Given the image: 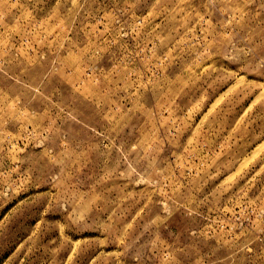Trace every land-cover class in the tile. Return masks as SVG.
Here are the masks:
<instances>
[{
    "label": "rangeland",
    "instance_id": "374dc122",
    "mask_svg": "<svg viewBox=\"0 0 264 264\" xmlns=\"http://www.w3.org/2000/svg\"><path fill=\"white\" fill-rule=\"evenodd\" d=\"M0 264H264V0H0Z\"/></svg>",
    "mask_w": 264,
    "mask_h": 264
}]
</instances>
